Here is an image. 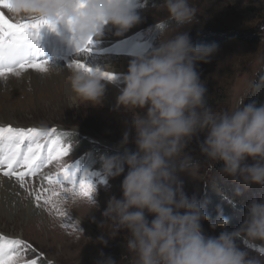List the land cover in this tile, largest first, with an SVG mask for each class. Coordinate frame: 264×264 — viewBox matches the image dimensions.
I'll use <instances>...</instances> for the list:
<instances>
[{
  "label": "clouds",
  "instance_id": "1",
  "mask_svg": "<svg viewBox=\"0 0 264 264\" xmlns=\"http://www.w3.org/2000/svg\"><path fill=\"white\" fill-rule=\"evenodd\" d=\"M12 4L11 13L17 19L48 18L66 24L72 18L85 24L84 34L91 35L99 33L104 23L127 31L140 20L126 0H87L83 9L77 0H12ZM159 9L167 11L177 28L192 24L198 13L189 0H163ZM216 51V44H194L188 31H178L161 38L148 55L134 59L123 77L117 106L124 108L129 119L124 121L119 146L135 143L136 151L101 158L106 177L120 176L125 166L128 170L121 183L122 197L108 199L100 227L111 224L117 235L127 230L125 249L135 255V264H264V199H250L238 229L207 237L201 225L209 220L206 204L195 195L189 197L180 178L198 165L184 149L203 132L200 151L213 164L222 162V176L244 189L264 187V103L245 104L246 92L227 111L206 104L207 90L196 66L209 63ZM102 72L109 71L70 68L71 90L85 104H100L104 82L111 81ZM261 87L264 78L253 91ZM249 159L253 163H246ZM94 193L95 189L89 197L70 193L62 204L84 203L90 212L99 210ZM146 214L154 218L149 222ZM228 223L227 217L218 215L210 227L226 228ZM239 239L247 240L249 247H241ZM100 242L107 243L103 237ZM97 264L116 261L101 254Z\"/></svg>",
  "mask_w": 264,
  "mask_h": 264
},
{
  "label": "rangeland",
  "instance_id": "2",
  "mask_svg": "<svg viewBox=\"0 0 264 264\" xmlns=\"http://www.w3.org/2000/svg\"><path fill=\"white\" fill-rule=\"evenodd\" d=\"M162 2L126 0L129 10L139 16V23L127 31L104 23L95 35H99L98 46L89 45L91 51L73 56L64 54L70 61L81 62L92 70H106L92 60L93 56H104L106 50L109 57L127 59L123 71L107 70L115 79L104 82L107 94L103 95L97 106L85 104L79 97L67 98L60 93L61 90L59 96L47 93L37 95V87L46 85V78L52 77L47 74L35 72L23 80L13 77L6 84L0 82V97L5 96L0 99V125L56 128L63 134V142L71 146L64 162L74 167L77 180L83 177L94 185L93 198L99 204V210L93 212L84 203L72 207L62 205L68 214L65 219L41 209L29 215L15 210L10 219L0 213V234L21 238L35 249L34 252L29 250L25 259H37L38 264H97L103 254L104 257H111L116 264H135V255L125 249L127 230L122 229L117 235L111 224L103 225V229L100 227L104 222L102 212L108 199L111 196L117 199L122 197L121 183L128 170L125 166V172L120 176L106 177L101 158L122 154L125 150L136 151L135 143H129L125 148L119 146L124 121L129 116L123 107L117 106V98L124 87L123 77L132 62L130 59L148 55L159 45L161 38H170L178 31H188L194 44H198L202 37H215L218 38L213 42L217 45L216 53L209 63L201 62L196 66L207 90L206 104L217 111H227L234 108L246 92L245 104L250 103V96L258 93L253 89L260 83L258 75L264 70V0H189L198 13L192 24L182 28H177L168 19L165 9H159ZM1 10L10 19H17L7 9ZM157 24L162 27L158 29ZM229 34H242L244 39L227 38ZM63 37L70 39L67 33H63ZM96 47V52L92 54ZM59 53V58H52L48 62L59 60L63 55ZM29 72L33 73L32 70ZM251 82L253 85L249 90ZM51 88H56V85ZM261 103H264V99L258 104ZM205 136L206 133H198L186 144L184 151L198 165L190 167L188 173H181L180 178L185 193L189 197L195 195L206 204L209 220L201 221L203 233L207 237H216L222 231L231 232L240 227L247 203L253 197L264 199V187L252 185L244 189L233 183L231 178L222 176V162L213 164L200 151L199 145ZM134 137L133 131V140ZM246 163L253 162L249 159ZM43 171L54 172L55 167L48 165ZM26 181L34 189L41 187L40 176L26 178ZM218 215L228 218L226 228L210 227V222ZM146 218L150 222L154 217L146 214ZM65 223H71L73 227H63ZM101 237L107 241L106 244L100 242ZM237 243L243 248L249 247L247 240L239 239Z\"/></svg>",
  "mask_w": 264,
  "mask_h": 264
},
{
  "label": "snow or ice",
  "instance_id": "3",
  "mask_svg": "<svg viewBox=\"0 0 264 264\" xmlns=\"http://www.w3.org/2000/svg\"><path fill=\"white\" fill-rule=\"evenodd\" d=\"M86 5L87 0H77L78 8L83 9ZM12 7V0H0V9H7L11 13ZM57 23V20L48 18L10 19L0 10V82L6 84L10 78H19L29 70L39 74L48 73V61L39 59L40 31L45 26L55 30ZM66 24L73 33L71 42L75 44L76 50L91 51L89 45L93 42L92 35L84 34L86 25L72 18ZM69 67L92 71L81 62ZM101 75L107 80L115 79L111 72H102ZM62 135L54 127L0 125V177L7 178L27 193L37 209L65 219L68 214L62 208V201L70 193L89 197L95 187L83 177L77 180L74 167L64 162L71 146L63 142ZM48 165H54L55 171L45 173L43 170ZM36 176L41 177L39 189L32 188L26 181V178ZM62 226L73 227L71 223ZM29 250L35 251L27 241L0 234V264H38L37 259H25Z\"/></svg>",
  "mask_w": 264,
  "mask_h": 264
},
{
  "label": "bare ground",
  "instance_id": "4",
  "mask_svg": "<svg viewBox=\"0 0 264 264\" xmlns=\"http://www.w3.org/2000/svg\"><path fill=\"white\" fill-rule=\"evenodd\" d=\"M107 25H109L110 27L112 24L108 23ZM104 26H106V24ZM109 27H106V28H109ZM63 33H67L70 39L64 38ZM52 35H55V37L58 39L57 42H51L50 40L47 39L48 36H52ZM95 35L96 34H93L92 37H95ZM72 36H73V33L68 28V26L64 23L58 22L55 30H51L47 26L41 29L40 39H39V50H38L39 59L47 60V61L51 60L52 59L51 54H54L55 52L56 53L62 52L63 55L59 60H52L48 62L50 69L48 73L46 74L52 77L46 78L47 80L44 82V84H46L47 86L43 85V86L37 87L36 89L37 95L39 94L44 95V93H47L50 95L59 96L58 94H59V91L61 90L60 93L61 94L63 93V95L67 98L75 99L74 97H78V96H75V94L72 92L70 84H69V79H68L70 68H71L69 66L73 65L74 62L70 61L69 58H66V56L64 55V54L70 53L73 56L74 54L79 53L76 50L75 44L71 42ZM98 37L99 35L95 38H92V41H93L91 44L92 46L94 44H96L97 46L99 45L100 41L97 40ZM51 43L53 44V47H51ZM57 43L59 44V47L57 46ZM96 50H97V47L92 51V54H94ZM107 52L108 50H106V54ZM106 54L100 57L93 56L92 60L95 63V65H98L99 67L101 66V68L109 70L111 72L112 71H123L124 66L127 64L126 63L127 59L123 57H109ZM134 59L135 58H132L130 60L133 61ZM34 74H35L34 71L33 73L28 72L19 78L23 80V78L31 77ZM61 75H64V76H61ZM54 85H56V88L52 89L51 87H53ZM106 89L107 87L105 86L104 94L105 93L107 94ZM3 97L5 96L0 97V99H3ZM24 197L25 199H23ZM15 210L17 211L22 210L24 211L25 215H29L35 211L36 212L40 211L34 206L32 198L28 196L27 193H25L18 186L10 183L7 180V178L0 177V213L4 214L5 215L4 217H6L7 219H10L13 212H16Z\"/></svg>",
  "mask_w": 264,
  "mask_h": 264
},
{
  "label": "trees",
  "instance_id": "5",
  "mask_svg": "<svg viewBox=\"0 0 264 264\" xmlns=\"http://www.w3.org/2000/svg\"><path fill=\"white\" fill-rule=\"evenodd\" d=\"M210 38L208 36L202 37L201 39H199V43L200 44H213V42H215L218 39L215 37H210ZM227 38L244 39L242 34H229V37H227ZM258 77H259L258 78L259 80H261V78H264V70L262 72H260V75H258ZM249 98H251L250 102L255 101L257 104L259 102H261L262 99H264V87H261L260 91L256 95H253V97L250 96ZM86 163H88V162L86 161Z\"/></svg>",
  "mask_w": 264,
  "mask_h": 264
}]
</instances>
